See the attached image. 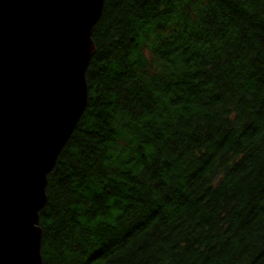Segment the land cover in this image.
<instances>
[{
	"label": "trees",
	"instance_id": "1",
	"mask_svg": "<svg viewBox=\"0 0 264 264\" xmlns=\"http://www.w3.org/2000/svg\"><path fill=\"white\" fill-rule=\"evenodd\" d=\"M92 40L43 264H264V0H104Z\"/></svg>",
	"mask_w": 264,
	"mask_h": 264
},
{
	"label": "water",
	"instance_id": "2",
	"mask_svg": "<svg viewBox=\"0 0 264 264\" xmlns=\"http://www.w3.org/2000/svg\"><path fill=\"white\" fill-rule=\"evenodd\" d=\"M104 0H0V264H43L47 176L88 101Z\"/></svg>",
	"mask_w": 264,
	"mask_h": 264
}]
</instances>
